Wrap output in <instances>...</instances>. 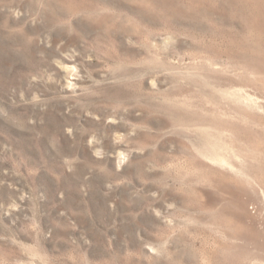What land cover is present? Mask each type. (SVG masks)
<instances>
[{
	"label": "rangeland",
	"instance_id": "rangeland-1",
	"mask_svg": "<svg viewBox=\"0 0 264 264\" xmlns=\"http://www.w3.org/2000/svg\"><path fill=\"white\" fill-rule=\"evenodd\" d=\"M0 264H264V0H0Z\"/></svg>",
	"mask_w": 264,
	"mask_h": 264
}]
</instances>
